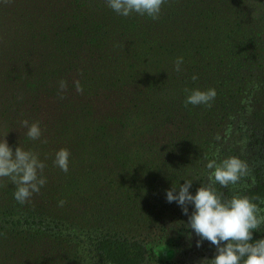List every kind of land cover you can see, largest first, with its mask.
Instances as JSON below:
<instances>
[{
  "label": "rangeland",
  "instance_id": "374dc122",
  "mask_svg": "<svg viewBox=\"0 0 264 264\" xmlns=\"http://www.w3.org/2000/svg\"><path fill=\"white\" fill-rule=\"evenodd\" d=\"M210 88V107L185 105ZM23 120L39 122L40 139ZM6 134L38 155L47 182L21 204L0 180V264H113L95 246L113 238L143 248L138 264L213 259L166 192L192 180L195 195L207 163L228 156L249 175L224 198L264 175V0H166L157 19L106 0H0ZM62 148L67 173L54 164Z\"/></svg>",
  "mask_w": 264,
  "mask_h": 264
},
{
  "label": "clouds",
  "instance_id": "9594fccd",
  "mask_svg": "<svg viewBox=\"0 0 264 264\" xmlns=\"http://www.w3.org/2000/svg\"><path fill=\"white\" fill-rule=\"evenodd\" d=\"M107 6L116 14L128 17L133 13L157 19L166 0H106ZM183 57L175 61V71H181ZM193 80L197 77L193 76ZM66 82H60V89L66 88ZM78 92H82L79 83H76ZM186 91H188L186 89ZM216 97L215 89L191 90L185 100V105L211 106ZM21 126L27 129L26 135L31 140L41 138L42 130L39 122L29 123L21 121ZM0 140V180L8 179L15 186L14 198L21 204L29 200L34 193H39L46 184L43 175L45 164L38 155L20 146H9L6 139ZM46 142V141H45ZM70 153L67 149H60L55 154L54 164L63 172H68ZM208 183L201 185L195 195L189 189L192 180H185L179 188L172 187L166 192L167 202H176L183 214L188 216L186 228L191 229L199 238L196 246L200 247L203 241L215 246V256L211 260H203L201 264H264V239L253 242V233L264 224V215L261 209L244 195H233L230 199L218 193L215 185L223 188L229 185L236 186L249 175L246 161L228 156L217 160H210L207 165ZM61 205L64 203L60 202ZM189 205L193 210L189 215Z\"/></svg>",
  "mask_w": 264,
  "mask_h": 264
},
{
  "label": "trees",
  "instance_id": "16d2710c",
  "mask_svg": "<svg viewBox=\"0 0 264 264\" xmlns=\"http://www.w3.org/2000/svg\"><path fill=\"white\" fill-rule=\"evenodd\" d=\"M264 164V160L261 161ZM255 183L249 189H246L240 195L249 197V199L255 203H263L260 209H264V175H259L256 180L252 181ZM231 186L229 185L227 190L230 191ZM218 193L225 190L219 184L215 185ZM259 239H264V230L255 231L253 233V242ZM99 247L98 252L105 258L109 259L113 264H138L142 259L144 251L141 246L136 243H129L126 239H111L97 241L96 245Z\"/></svg>",
  "mask_w": 264,
  "mask_h": 264
}]
</instances>
